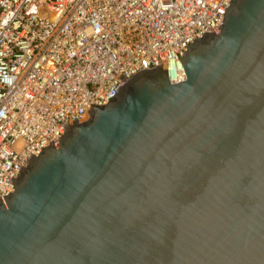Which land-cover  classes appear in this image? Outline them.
Returning <instances> with one entry per match:
<instances>
[{
    "label": "water",
    "instance_id": "1",
    "mask_svg": "<svg viewBox=\"0 0 264 264\" xmlns=\"http://www.w3.org/2000/svg\"><path fill=\"white\" fill-rule=\"evenodd\" d=\"M121 83L0 197V264H264V0Z\"/></svg>",
    "mask_w": 264,
    "mask_h": 264
},
{
    "label": "built area",
    "instance_id": "2",
    "mask_svg": "<svg viewBox=\"0 0 264 264\" xmlns=\"http://www.w3.org/2000/svg\"><path fill=\"white\" fill-rule=\"evenodd\" d=\"M231 0H0V197L21 166L124 81L219 33Z\"/></svg>",
    "mask_w": 264,
    "mask_h": 264
}]
</instances>
